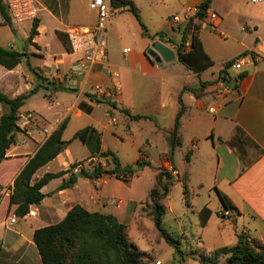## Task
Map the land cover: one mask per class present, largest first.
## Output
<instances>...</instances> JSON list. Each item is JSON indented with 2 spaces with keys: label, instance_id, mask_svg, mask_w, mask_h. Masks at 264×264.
<instances>
[{
  "label": "crops",
  "instance_id": "1",
  "mask_svg": "<svg viewBox=\"0 0 264 264\" xmlns=\"http://www.w3.org/2000/svg\"><path fill=\"white\" fill-rule=\"evenodd\" d=\"M46 1L49 5L43 0H35L36 18L22 22L26 27L20 49L15 46L13 35L18 23L5 24L0 14V46L24 54L13 69L0 65V90L9 97L28 94L18 112L14 143L0 164V184L4 187L0 202V263L41 264L33 241L34 230L61 221L76 204L89 211L113 215L127 225L128 236L130 227L135 225L151 242L159 235L154 227L148 195L160 171L167 172L174 180L184 176L187 182L194 183L191 188L188 186L191 203L188 209L198 216L199 221L196 234H192L191 248L203 249L197 241L207 243L206 250L232 245L237 241L236 234L241 231L264 239V1L253 4L249 0H206L203 3L201 0H181L180 15L186 4L207 2L203 8L218 13L219 27L227 34L223 39L206 28H199L203 49L212 61V65L199 74L176 58L175 47L182 38L179 27L185 22L173 24L169 21L170 27L176 30L175 38L161 32L162 39L157 36L151 39L150 36L159 32L146 30L143 35L139 33V40L134 44L136 38L128 25L124 29L113 16L126 10L114 9L106 28V60L90 66L75 78L70 75V67L77 61L78 54L72 53L66 30L71 26L93 25L96 11L85 0L82 1L87 3L86 15L71 7L69 0ZM33 25L36 34L29 40ZM47 36L56 42L54 51L46 42ZM154 41L169 47L174 58L158 63L150 57L146 51ZM242 56H246V60L251 58L252 62H246L240 70L228 69L229 80L222 79L224 72L221 71L227 62ZM24 60L30 73L25 72ZM113 71L117 77L112 75ZM53 72L62 74V78H52ZM207 72L210 76L205 75ZM41 77L46 78V82ZM114 78L121 81L122 88L113 100L102 101L90 95L92 85L109 87ZM47 82L51 83L50 89L45 88ZM35 87L45 90L46 108L56 107L55 113L42 114L23 108L38 93L39 89L30 93ZM184 87L195 91L183 90ZM57 89L66 90L70 96L64 98ZM179 95L185 112L178 128L181 143L175 151L180 150L179 159L185 165L183 170L174 161L175 151L172 160L169 159L167 140L179 110ZM3 106L0 103V114L8 111ZM50 115L54 118L51 119ZM131 115L140 117L132 118ZM64 120L62 139L68 144L36 170L34 180L47 172L66 170L73 162L92 156L99 157L103 168H110L113 162L110 156L104 155L105 151L115 154L120 173L128 176L125 179L109 174L98 178L78 176L73 185L60 188L70 174L65 173L45 184L41 188L43 199L31 205L26 215L19 217L14 213L16 205L9 202L14 178ZM86 128L83 138L74 137L76 132ZM78 144L86 152L83 158L75 156L78 150L75 145ZM126 149L132 150V154L128 155ZM198 161L203 172L195 178ZM130 165L136 170L129 168ZM146 170L152 172L150 184L143 186L138 195L132 177L138 176L139 180ZM162 178L165 180V175ZM176 183L182 184L174 181L170 190ZM218 190L230 198L237 208L235 213L224 210ZM205 192L208 200L202 199ZM203 206L210 209V216L201 226L199 211ZM145 213L151 217L150 225L145 221ZM13 217L14 222L11 221ZM174 221L176 229H181L178 220ZM227 222H231V227H227ZM181 243L187 253L189 247Z\"/></svg>",
  "mask_w": 264,
  "mask_h": 264
},
{
  "label": "trees",
  "instance_id": "2",
  "mask_svg": "<svg viewBox=\"0 0 264 264\" xmlns=\"http://www.w3.org/2000/svg\"><path fill=\"white\" fill-rule=\"evenodd\" d=\"M111 5L114 9L121 8V10L130 11L138 18V8L132 0H111ZM206 5L207 2L203 4V7ZM0 14L5 24H12L1 0ZM142 26L144 27V25ZM179 29L182 38L175 47L176 58L186 68L199 74L212 65V61L205 53L199 38V25H193L192 21L189 20ZM144 30L146 31L145 27ZM35 34V25H33L28 35L29 40ZM154 36L159 39L163 38L161 32L150 36L151 39H154ZM188 39L191 40L190 47L185 50L184 44ZM23 55L17 50L0 46V65L6 69H13L21 61ZM229 63L227 62L226 66ZM223 72L224 69L221 73ZM41 78L43 82H46V78ZM50 84L47 82L45 88L50 89ZM38 89L39 87H35L30 93H34ZM183 90L195 91L191 87H184ZM27 96L28 94H21L16 97H9L0 90V103L8 107V111L0 114V164L6 159L7 150L14 143L13 134L18 130V112ZM44 96H46V92H44ZM184 112L185 106L182 103L181 95H179V110L175 118L174 128L168 132L167 136L170 160H172L176 146L181 143L178 128ZM131 117L139 118L140 115H131ZM65 125L66 120L53 130L15 176L12 190L9 193V202L16 205L14 213L17 216L26 215L31 205L37 204L43 199L44 193H42L41 188L45 184L53 178L69 172V168L55 173L47 172L40 178L33 179L36 170L53 159L68 144V141L62 139ZM86 130L87 128L76 132L74 137L83 138V133ZM188 154L187 152L186 158H188ZM104 155L111 157L112 167L103 168L101 165H96L82 169L78 174L70 173L67 180L61 183L60 188L73 185L78 176L98 178L104 174H109L119 177L121 169L118 158L111 151H105ZM76 163L73 162L70 167ZM162 175H165V180H163ZM174 181L182 182L184 202L190 207V190L184 176L174 180L167 172L160 171L156 176L155 186L148 195L154 227L158 235L173 248L174 258L178 257L180 261H183L190 256L199 260L201 264H218L224 257L226 264H264V239L247 235L242 231L236 234L237 241L232 245L211 250L191 248L187 253L184 252L181 247V240L168 232L162 225L165 206L160 200L168 195L170 186ZM3 189V185L0 184V202L4 195ZM217 192L224 210L235 213L237 208L230 198L220 190ZM209 216L210 209L203 206L199 211L201 226L206 224ZM33 241L38 249L41 264H150L151 260L147 256L145 258L146 254L130 241L126 224L119 222L111 214L89 211L79 204L72 206L61 221L35 229Z\"/></svg>",
  "mask_w": 264,
  "mask_h": 264
},
{
  "label": "rangeland",
  "instance_id": "3",
  "mask_svg": "<svg viewBox=\"0 0 264 264\" xmlns=\"http://www.w3.org/2000/svg\"><path fill=\"white\" fill-rule=\"evenodd\" d=\"M136 6L138 7V18L129 11H122L116 12L113 16H115V21L119 23L124 29L126 28L125 25H128L131 34H134L136 38L134 40V44H136L137 39L139 40V33L141 35L145 34L144 27L150 33L158 32H166L170 38H175L176 30H173L169 25V18L176 13L181 14L182 11V3L181 0H132ZM47 5L49 3L46 0H43ZM69 4L71 7L77 10L78 13L87 14V3L82 0H69ZM92 16V15H91ZM34 22V21H33ZM13 24V23H12ZM144 25V27L142 26ZM26 27V23H18L15 24V31H14V43L15 46L20 49L22 44L24 43L23 35L24 30ZM106 36V33H105ZM131 41V38H129ZM47 44L49 45L51 51L55 49V40L47 36L46 40ZM132 44V43H127ZM41 62V59H37ZM178 63L177 61H175ZM23 66L25 67V72L30 73L29 66L26 60L23 61ZM206 76H210L209 72L205 74ZM43 81V80H42ZM62 96L69 97L70 94L66 90L57 89ZM45 90L43 88L39 89L38 93L34 94L33 97L28 100L23 108H31L39 111L42 114L45 113H52L56 112L57 108L54 107L53 109L46 108V99L44 96ZM35 93V92H34ZM4 109L8 110L6 105L3 106ZM50 118H54L53 115H50ZM76 153L75 156L78 158H83L86 156V152L80 148L79 144L75 145ZM128 155L132 154V150L126 149L125 150ZM180 150L175 151L174 161L177 164L180 170L185 169V165H182L179 159ZM82 161H86V159H81ZM212 161V160H211ZM212 166L214 167V161L211 162ZM129 168L132 170H136L134 165H130ZM201 162H197L196 168L194 171V177H198V173L203 172ZM141 169V168H139ZM152 172L146 170L142 177L139 178L138 176H133L132 179L134 184L137 185V194L140 195L142 187L145 185L150 184V177ZM188 186L191 188L194 186V183L187 182ZM196 190V187L193 189ZM202 199L208 200L207 192H205L202 196ZM162 203L166 206V214L163 219V226L166 230L172 233L174 236L178 237L181 242L184 244L186 243L189 249H191L190 245L193 243L192 234H196L197 232V223L199 221L198 216L193 214L185 204L183 199V185L181 183H176L171 187L169 194L162 200ZM175 219L178 220L179 224L181 225V229H176L177 225L174 221ZM145 221L148 225L152 223L151 217L145 213ZM231 222H227V227ZM153 225V224H152ZM232 225V224H231ZM176 226V227H175ZM233 227V226H232ZM183 234V235H182ZM129 239L134 242V244L143 251L146 255H152L150 264H153L156 258H158L162 264H201V262L194 258H186L183 261L180 259L174 258L173 248L160 236H154L153 240L149 242L145 237L142 236L138 228L133 225L129 229ZM225 242H228L227 240ZM228 244V243H226ZM197 245L199 247H203V249L208 248L207 243H203L202 241H197ZM147 256V257H146ZM157 259V260H158ZM156 262V261H155ZM218 264H226L225 258H221Z\"/></svg>",
  "mask_w": 264,
  "mask_h": 264
},
{
  "label": "built area",
  "instance_id": "4",
  "mask_svg": "<svg viewBox=\"0 0 264 264\" xmlns=\"http://www.w3.org/2000/svg\"><path fill=\"white\" fill-rule=\"evenodd\" d=\"M88 6L96 11V21L91 26H71L66 30L69 44L72 53L78 54L77 61L70 67V75L77 77L86 71L90 66L103 63L106 60V46L107 41L105 39V33L107 24L110 21L114 8L111 5V0H85ZM202 3L206 0H201ZM251 3H261L264 0H249ZM5 6L10 19L13 23H22L31 21L36 18L38 8L35 0H1ZM203 4L183 6V14H173L169 21L173 24H179L191 20L192 24L199 25V28H206L221 38H226L227 34L219 27L220 16L218 13L210 8H203ZM191 40L188 39L184 44V49L188 50ZM246 56H242L238 59L230 60L229 64L225 66V71L222 79L229 80L230 74L228 69L240 70L242 66L247 62H252L251 58L246 60ZM116 72L113 71L112 75L116 76ZM52 78L60 79L62 74L53 72ZM115 80L111 86H103L100 84H94L90 87V95L100 99L102 101L113 100L122 88V83L119 79ZM210 111H213V107H210ZM96 165H101L98 156H92L86 161H78L73 166L69 167V173L78 174L82 169H88ZM175 174L174 170H171ZM128 175L125 173H119V178L124 179ZM15 221V217L11 219ZM154 264H161L160 261H156Z\"/></svg>",
  "mask_w": 264,
  "mask_h": 264
},
{
  "label": "water",
  "instance_id": "5",
  "mask_svg": "<svg viewBox=\"0 0 264 264\" xmlns=\"http://www.w3.org/2000/svg\"><path fill=\"white\" fill-rule=\"evenodd\" d=\"M146 53L158 63L169 61L174 58V52L160 41H154L147 49Z\"/></svg>",
  "mask_w": 264,
  "mask_h": 264
}]
</instances>
